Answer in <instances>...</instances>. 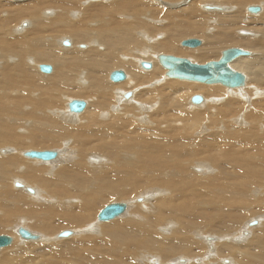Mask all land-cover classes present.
I'll list each match as a JSON object with an SVG mask.
<instances>
[{"label":"bare ground","instance_id":"bare-ground-1","mask_svg":"<svg viewBox=\"0 0 264 264\" xmlns=\"http://www.w3.org/2000/svg\"><path fill=\"white\" fill-rule=\"evenodd\" d=\"M184 37L199 44L183 46ZM228 47L246 51L229 62L244 74L239 87L170 79L160 68L162 53L204 65ZM116 69L122 80L111 79ZM79 98L83 108L73 112ZM38 151L56 157L30 156ZM262 180L264 0H0V226L31 228L21 226L25 237L14 226L0 264L177 255L188 259L169 264H200L204 246L189 234L207 233L199 238L209 248L212 233L254 216L247 196ZM110 200L124 209L102 220L110 204L98 208ZM64 227L73 229L67 237ZM257 237V254L220 245L217 255L264 264V234Z\"/></svg>","mask_w":264,"mask_h":264},{"label":"water","instance_id":"water-1","mask_svg":"<svg viewBox=\"0 0 264 264\" xmlns=\"http://www.w3.org/2000/svg\"><path fill=\"white\" fill-rule=\"evenodd\" d=\"M259 8L253 7L250 9L252 12H258ZM199 44L198 40H186L182 43L183 46L196 47ZM246 55V51L240 48H231L222 52V55L218 61H211L204 65H194L190 61L172 56H163L160 58L161 65L167 69L166 75L170 78L185 79L190 81L203 82L207 84H221L229 88L239 87L244 84V75L240 72L234 71L229 67V62L233 61L239 56ZM143 68H149L150 64L142 62ZM124 78L122 72H114L111 75V79L119 81ZM200 96L192 98V102H200ZM83 108L82 102L73 101L70 103V109L73 112H79ZM31 157L39 158L42 160H51L56 157L55 151H38L30 154ZM19 185V183H16ZM124 209V205L121 203H113L107 205L100 211L99 218L107 220L120 214ZM254 221L253 223H255ZM252 223V224H253ZM25 237H30L25 231L20 232ZM70 235V231H63L60 233L61 237H67ZM11 238L7 235H0V248L10 245Z\"/></svg>","mask_w":264,"mask_h":264},{"label":"rangeland","instance_id":"rangeland-1","mask_svg":"<svg viewBox=\"0 0 264 264\" xmlns=\"http://www.w3.org/2000/svg\"><path fill=\"white\" fill-rule=\"evenodd\" d=\"M7 3V2H6ZM9 4L11 5V4H14V3H12V2H9ZM21 4V3H20ZM20 4H17V5H20ZM205 4H209V5H215V4H213V3H205ZM254 5H256V4H254ZM258 6H259V4H257ZM216 6H221V5H216ZM201 9V8H200ZM201 11H203V12H206L205 10H201ZM247 12L245 11V15L247 16V14H246ZM248 16H251V15H248ZM25 19V18H24ZM24 19H22L21 21H26V20H24ZM19 23L20 22H18L16 25L18 26L19 25ZM13 25H15V24H13ZM188 37V36H187ZM185 38L184 37V39L186 40V39H188V38ZM192 38H190L189 37V39H198L199 37H197V36H195L194 38H193V36H191ZM184 39H180L181 41H184ZM200 42L202 41L201 40V38H199L198 39ZM181 41H179V43L181 42ZM85 46H86V44H84ZM77 46V45H76ZM178 46H179V44H178ZM179 47H181V46H179ZM230 47H228V48H226V49H229ZM231 48H236V47H231ZM238 48V47H237ZM226 49H224V50H226ZM251 54L252 53H250V56H251ZM162 55H165V56H174V57H177V58H183V57H178V56H176V55H172V54H163L162 53ZM184 59H187V60H189L188 58H185L184 57ZM190 61V60H189ZM210 61H213V60H210ZM210 61H206V62H204V63H198V64H205V63H207V62H210ZM147 63V62H146ZM45 64V63H44ZM195 64H197V63H195ZM45 65H48V64H45ZM49 66H52L51 64H49ZM161 69H163L164 71H166V69H164L162 66L160 67ZM117 71H122V72H124V70H122V69H116ZM39 72V71H38ZM39 73H41V72H39ZM241 73V72H240ZM42 74H44V73H42ZM125 74V73H124ZM242 74V73H241ZM244 75V74H243ZM170 78V77H169ZM170 79H174V78H170ZM176 79V78H175ZM190 81V80H189ZM119 83V82H118ZM221 86V85H220ZM246 86V85H245ZM245 86L242 88V89H244L245 88ZM221 87H223V86H221ZM223 88H225V87H223ZM226 90V89H225ZM131 93V92H130ZM199 96H201V95H199ZM78 101H83L81 98H79V100ZM194 103V102H193ZM195 104V103H194ZM200 104V103H199ZM196 105H198V104H196ZM51 150V149H50ZM24 157V156H23ZM22 157V159L24 160V158ZM27 159H25L24 161H26ZM16 183H18V181L16 182ZM264 182H263V180L261 181V185L259 186V188L257 189V190H259L260 191V193L258 192V194H249V196L251 195L252 197V199L249 197V196H247L250 200H249V202H251L249 205H251L252 207H253V209L255 210V211H257L256 212V214L253 216V215H251V216H247V214H244V217L242 218L243 220H241L242 222L241 223H239V226L237 227V225L231 230V231H229V232H226L225 230H223V232H225L224 233V235L223 236H219V235H217V234H215V233H212V235L210 236V237H213L214 238V241L216 242V240H217V242L215 243L214 241V243H212V242H207V243H210L212 246L211 247H209V248H206L207 246L205 245L206 244V242L205 241H203L202 240V238H199V236H200V234L198 233V235H197V231L196 230H198L197 228L196 229H194L192 232H194L195 233V235H194V233L192 234V232L189 234V239H191L194 243H196V244H199V245H201L202 247H203V250H202V253L198 256V257H195V258H200V260H201V263L200 264H209L210 262H212V261H214L213 262V264L215 263V264H226V262L228 261V260H230V261H236V259L234 258V257H232V256H225V255H221V256H218L217 255V251L216 250H218L217 248H219L218 246H220V245H230V246H232V247H237V248H241V250H242V247H243V250H246V251H249V252H252V253H256L257 254V252L259 251L258 250V248H257V245H256V243H254V242H256V241H254L255 240V237H257V238H260L261 237V235L262 234H264V197L262 196V194H263V192H264ZM261 186H263V187H261ZM11 188H13V186L11 185ZM260 188H262V190L260 189ZM16 188H13V190H15ZM18 189V188H17ZM263 191V192H262ZM27 195V194H26ZM260 195V196H259ZM255 196V197H254ZM262 198V199H261ZM254 199V200H253ZM253 200V201H252ZM121 201H122V199H121ZM255 201V202H254ZM260 201V202H259ZM111 202H115V200H110V201H106V202H103V204L98 208V210L99 209H101V208H103L105 205H107L108 203L110 204ZM119 202H120V200H119ZM248 202V203H249ZM254 203H255V205H254ZM261 204V205H260ZM254 206H256V207H254ZM261 207V208H259V207ZM261 209V210H260ZM100 211V210H99ZM258 211H259V213H258ZM262 212V213H261ZM98 213V212H97ZM125 214V213H124ZM258 215V216H257ZM261 215V216H260ZM263 217V218H262ZM117 219H119V218H116V219H114V220H117ZM263 221H262V220ZM16 220V219H15ZM94 221H96V215H95V217H94ZM113 221V220H112ZM111 221V222H112ZM254 221H256L255 222V225H254V227L253 226H251L250 224L251 223H253ZM258 221L259 222H261L260 223V225L258 226V227H256L257 226V223H258ZM98 223V222H97ZM109 223V222H108ZM247 223V224H246ZM9 225H11V226H9ZM20 226V228L18 229V231L19 232H21V231H24V229L22 228V227H26V228H28V229H31L29 226H28V223H26V222H24L23 221V223H21V222H18V221H15V222H11L10 224L8 223V225L6 224V225H2V226H0V235H13V231H14V226ZM4 226V227H3ZM9 226V227H8ZM22 226V227H21ZM237 227V228H236ZM252 227V228H251ZM3 228V229H2ZM5 228H6V230H5ZM25 228V229H26ZM252 229V232H250L251 231V229ZM255 228H257V229H255ZM247 229V230H246ZM250 229V230H249ZM262 229V230H261ZM73 229L70 227H64V228H61L60 230H59V232H62V231H70V232H73L72 231ZM33 232H35V233H40L39 231H37V230H32ZM196 231V232H195ZM25 232H27V231H25ZM58 231L56 232V234H58L59 233ZM241 232V233H240ZM11 233V234H10ZM227 233V234H226ZM56 234H54V236L56 235ZM166 235H168L167 233H165ZM252 234H253V236H252ZM18 235V234H17ZM233 235V236H232ZM257 235V236H256ZM15 236V235H14ZM19 236V235H18ZM202 236H209V235H207V233H203V235L201 234V236L200 237H202ZM248 236H250V237H248ZM71 237V236H70ZM70 237H68V238H70ZM188 237V236H187ZM194 237H197V238H194ZM228 237V238H227ZM229 237H231V238H234L235 237V239H237V240H235V239H230ZM243 237V238H242ZM245 237V238H244ZM68 238H64V239H68ZM220 238V239H219ZM224 238V239H223ZM241 238V239H240ZM248 238V239H247ZM197 239V240H196ZM200 239V240H199ZM221 239H222V241H221ZM245 241H244V240ZM253 239V240H252ZM58 240H61V239H58ZM203 243H202V242ZM220 241V242H219ZM237 241V242H236ZM239 241V242H238ZM201 242V243H200ZM219 242V243H218ZM235 242V243H234ZM243 242V243H242ZM250 242V243H249ZM205 243V244H204ZM226 243V244H225ZM231 243H232V245H231ZM244 243H246L245 245H244ZM214 244H216L215 246H214ZM235 244V245H234ZM247 244H249V245H247ZM25 245H27V244H25ZM256 245V246H255ZM241 246V247H240ZM249 247V248H248ZM206 248V249H205ZM216 248V249H215ZM213 249V250H212ZM207 252H209V255H208V253ZM215 252V253H214ZM206 253V254H205ZM211 253V254H210ZM206 255V256H205ZM213 255V256H212ZM210 256H211V258L213 259V260H211V258H210ZM208 257V258H207ZM9 258H13V256H9ZM135 258V264H136V262L138 261V256H135L134 257ZM156 258V256L155 257H153V258H150L149 259V262H146V263H144V264H153L155 261L157 262V264H169V262H171L173 259H183V260H185L184 261V263L187 261L186 259H188V258H186V256L184 257V256H180V255H177V256H174V257H172L171 259H169V260H167L165 263L164 262H162V261H159V260H157V259H155ZM192 258V260L194 259L193 257H191ZM202 258V259H201ZM230 258V259H229ZM205 259H207V261L205 260ZM233 259V260H232ZM209 260V261H208ZM205 261V262H204ZM35 261L33 260V263H34ZM141 262V261H140ZM236 262H234L233 264H235ZM143 264V263H142ZM192 264H197V262H192ZM236 264H238V262L236 263Z\"/></svg>","mask_w":264,"mask_h":264}]
</instances>
